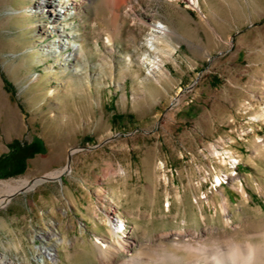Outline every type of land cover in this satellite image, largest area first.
I'll list each match as a JSON object with an SVG mask.
<instances>
[{
	"label": "rangeland",
	"instance_id": "obj_1",
	"mask_svg": "<svg viewBox=\"0 0 264 264\" xmlns=\"http://www.w3.org/2000/svg\"><path fill=\"white\" fill-rule=\"evenodd\" d=\"M195 1L65 0L60 50L47 9L0 0V195L35 183L0 206V264H99L111 227L115 264L264 232V0ZM15 141L42 148L17 175Z\"/></svg>",
	"mask_w": 264,
	"mask_h": 264
},
{
	"label": "bare ground",
	"instance_id": "obj_2",
	"mask_svg": "<svg viewBox=\"0 0 264 264\" xmlns=\"http://www.w3.org/2000/svg\"><path fill=\"white\" fill-rule=\"evenodd\" d=\"M173 1V0H170ZM193 4L196 3L195 0ZM37 8L47 9L48 18L52 25H48L46 32L50 34H58L59 48L64 49V43L68 35L60 27V18L66 5L65 0H35ZM65 15L70 14V7H67ZM165 26H155V33H166L163 29ZM79 45L73 43V46ZM53 175V174H52ZM49 176V175H48ZM36 182V181H35ZM37 183V182H36ZM5 186L3 195H0V206L7 201V196L22 190L33 188L34 182L28 180H20L14 182H2ZM221 211L226 214L229 211L227 202H224ZM228 219L225 224L228 225ZM122 227L109 228L110 237L97 236L94 239V247L97 252L99 264H115L117 259L122 255H128L134 247L133 240L127 235V232ZM187 231V230H186ZM184 231L167 232L158 237L159 243L154 247H150L149 251L152 257L146 258L142 254L131 257L127 264H139L145 261V264L154 262L155 264H264V232L258 233L245 241H235L226 247L219 245H210L208 241L203 240L202 235L191 233L190 241L179 242L172 245V248L166 247V241L174 240V237H184ZM212 244V243H211ZM158 246V247H157ZM151 261V262H148Z\"/></svg>",
	"mask_w": 264,
	"mask_h": 264
},
{
	"label": "trees",
	"instance_id": "obj_3",
	"mask_svg": "<svg viewBox=\"0 0 264 264\" xmlns=\"http://www.w3.org/2000/svg\"><path fill=\"white\" fill-rule=\"evenodd\" d=\"M42 151L41 146L38 142H32L30 144H22L19 141H15L11 145V152L8 156V165L13 164L14 175L21 174L25 170L26 161L36 154ZM0 176L4 174L0 173Z\"/></svg>",
	"mask_w": 264,
	"mask_h": 264
},
{
	"label": "water",
	"instance_id": "obj_4",
	"mask_svg": "<svg viewBox=\"0 0 264 264\" xmlns=\"http://www.w3.org/2000/svg\"><path fill=\"white\" fill-rule=\"evenodd\" d=\"M46 179H47V178H46ZM42 180H43V179H41V180H38V181H36V182H37V183H38V182H42Z\"/></svg>",
	"mask_w": 264,
	"mask_h": 264
}]
</instances>
